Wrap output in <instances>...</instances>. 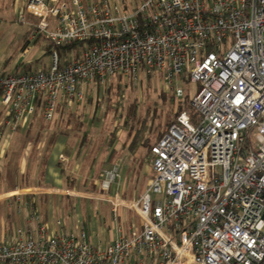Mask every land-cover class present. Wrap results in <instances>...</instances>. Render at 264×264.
Returning a JSON list of instances; mask_svg holds the SVG:
<instances>
[{
    "label": "built area",
    "instance_id": "2783aa9c",
    "mask_svg": "<svg viewBox=\"0 0 264 264\" xmlns=\"http://www.w3.org/2000/svg\"><path fill=\"white\" fill-rule=\"evenodd\" d=\"M24 12L37 18L30 38L52 45L51 62L0 75L14 126L38 102L52 119L60 99L81 102L86 84L115 74L156 76L177 101L180 81L195 83L196 115L179 111L151 146L138 199L106 196L114 221L127 207L140 228L119 227L101 249L85 230L48 233L33 213L34 231L0 240V263L264 264V0H27ZM117 175L107 170L101 186Z\"/></svg>",
    "mask_w": 264,
    "mask_h": 264
},
{
    "label": "crops",
    "instance_id": "0c3cea01",
    "mask_svg": "<svg viewBox=\"0 0 264 264\" xmlns=\"http://www.w3.org/2000/svg\"><path fill=\"white\" fill-rule=\"evenodd\" d=\"M26 1L0 0V13L10 4L19 9L23 20ZM32 40L37 41L36 37H27L26 42ZM23 51L29 53L28 44H24ZM34 68L25 59L12 72ZM95 86L86 84L85 94ZM83 101L60 99L52 119L46 120L41 113L34 112L15 126L0 103V240L11 239L17 229L25 233L34 231L33 213L40 215L48 233H58L60 229L85 230L89 241L101 249L119 235V227L124 234H129L130 228L141 227L137 214V224L127 223V230L117 225L113 217V222L108 223L102 208H108L112 216L108 195L119 194L132 200L126 190L130 182L140 181L142 174L146 175L143 188L133 200L145 192L153 174L151 152L143 144L119 146L115 142L94 146L91 140L97 135L96 129L89 131L83 127L84 116L74 117L71 110H68L69 124L64 128L59 119L62 112L71 103ZM44 136L46 142H42ZM112 168H116L118 175L105 189L101 181Z\"/></svg>",
    "mask_w": 264,
    "mask_h": 264
},
{
    "label": "rangeland",
    "instance_id": "374dc122",
    "mask_svg": "<svg viewBox=\"0 0 264 264\" xmlns=\"http://www.w3.org/2000/svg\"><path fill=\"white\" fill-rule=\"evenodd\" d=\"M68 1V0H64ZM130 1L135 4L134 0ZM18 8L8 5L0 13V73H8L14 71L15 67L26 60L31 61L35 67H48L51 62L49 50H47L49 41L43 36L37 41H27L30 37L36 24L37 18L24 12L23 20L20 19ZM33 23H28V21ZM24 44H28L29 53L23 51ZM127 80L125 76L121 77V83ZM119 81L117 74L108 78L103 86H95L90 93L85 94L84 101L79 103H71L69 109L62 112L59 117L60 123L64 128L69 124V114L73 116H84L85 128L90 131H97V135H93L94 139L91 144L106 146L111 143L124 145L131 142L137 128L154 126L163 128L166 122L174 117V114L179 110L181 101L174 99L172 92L164 88L160 78L156 76H141L139 82H134L125 88H117L116 82ZM128 81V80H127ZM180 85L184 89L182 101L191 100L196 84L185 80L180 81ZM165 94V98L162 94ZM135 105L134 108L131 106ZM186 106V105H185ZM183 110L188 111L191 116H195V110L187 105ZM73 119V118H72ZM150 124V125H149ZM72 125V123H71ZM143 125V126H142ZM59 128V127H58ZM159 129V130H160ZM156 135L153 134L152 142ZM146 136V130L143 132ZM47 137L42 138V142H46ZM148 167L149 160H146ZM146 175L140 176V181L130 182L126 190L127 196L131 195L132 200L141 193ZM144 180V181H143ZM156 199V195L152 194V200ZM102 213L106 216L108 223L113 222L111 211L103 209ZM117 225L127 230V223L137 224L138 217L134 210L127 207H118L116 211Z\"/></svg>",
    "mask_w": 264,
    "mask_h": 264
},
{
    "label": "trees",
    "instance_id": "16d2710c",
    "mask_svg": "<svg viewBox=\"0 0 264 264\" xmlns=\"http://www.w3.org/2000/svg\"><path fill=\"white\" fill-rule=\"evenodd\" d=\"M141 1H143V0H134V2H136V3H139ZM42 37H43V35L38 36V37H36V40H38V39H40ZM72 46L73 45L58 46V47H56V49L58 50L59 53L64 54V53L67 52V50H70L72 48ZM51 49H52V45L49 43L48 44V47H47V50H49V52H50ZM117 76L119 77V81L116 82L117 88H121V87L122 88H125L126 85L129 86L131 84V82L134 83L133 80H132V78L130 76H125L128 81L126 80L124 82V84H122L121 83V77L124 76V75L123 74H117ZM172 95H173V93H172ZM162 97L165 98V94L164 93L162 94ZM173 97H174V95H173ZM178 101H181V104H179V110L176 111V113L174 114V117L172 119H170V120H168L166 122V126L165 127H163V128L160 129V127H158L159 124H155L154 126H148V127L145 128V123H144V126L142 125L143 127L137 128L135 134L132 137V140H131L130 144L133 145V146H136V145H139V144H143L145 146V148L149 149V151H150L151 150V146L161 137L162 133L167 129V127L172 122L175 121V118H176L177 113L179 111L183 110L187 105L190 106V100L187 101V100H184L183 99V101H182V99H181V100H178ZM131 107L134 108L135 105H132ZM41 111H42V103L41 102H38L37 108L35 110V113L40 114ZM155 129H156V135H155L154 142H152L153 134L155 133ZM144 130H146V136H143Z\"/></svg>",
    "mask_w": 264,
    "mask_h": 264
}]
</instances>
